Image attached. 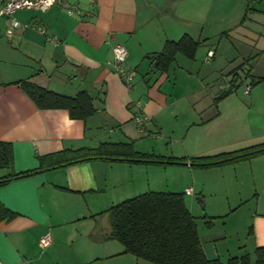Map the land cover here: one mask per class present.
Returning a JSON list of instances; mask_svg holds the SVG:
<instances>
[{"label": "crops", "instance_id": "0c3cea01", "mask_svg": "<svg viewBox=\"0 0 264 264\" xmlns=\"http://www.w3.org/2000/svg\"><path fill=\"white\" fill-rule=\"evenodd\" d=\"M172 1L155 8L145 0H62L47 10L20 9L16 17L27 26L11 36L9 18L0 16V140L12 143L15 172L38 168L40 156L103 142H133L140 152L187 159L186 164L95 159L1 185L0 202L15 216L0 220V264H154L126 253L122 243L110 237L108 210L149 191L185 192L190 210L199 191L207 208L206 185L197 190L191 180L199 171L219 168L233 169L226 170L231 180L242 163H250L246 165L252 167L255 188H260L245 241L221 246L228 232L243 231L244 219L237 216L243 199L224 214L200 215L205 239L198 218L196 222L209 259L226 264L230 257L249 255L256 264V250L264 247V155L234 165L191 166L193 157L211 156L207 150L215 148L218 137L235 128L230 117L239 107L229 99L240 76L233 72L236 68L231 75L220 69L224 78L231 76L230 84L209 93L214 102L206 105L200 96L207 88L193 61L203 44L207 50L202 61L210 64L223 37L259 23L264 0ZM171 3L173 13L168 12ZM258 32L264 37V28ZM184 35L199 42L194 57L178 53L168 70L158 69L153 56L167 41ZM118 44L128 51L123 66L134 74L132 86L116 68ZM22 80L67 95L86 89L97 110L86 119H72L66 109H40L18 83ZM248 86L247 94L257 89ZM137 116L143 118L141 123ZM257 127L264 130V125ZM168 139L176 150L164 142ZM11 171L0 168V178ZM235 179L238 182L239 175ZM46 234L51 242L41 247Z\"/></svg>", "mask_w": 264, "mask_h": 264}, {"label": "trees", "instance_id": "16d2710c", "mask_svg": "<svg viewBox=\"0 0 264 264\" xmlns=\"http://www.w3.org/2000/svg\"><path fill=\"white\" fill-rule=\"evenodd\" d=\"M199 42L189 35L179 40H169L154 62L162 71L168 70L178 53L194 57ZM264 82V75L251 80V85ZM24 92L40 109H66L72 119H86L97 108L92 94L84 89L67 95L22 80L18 82ZM232 87H235L234 80ZM229 90L228 92H230ZM264 155V142L235 151L191 159L193 168L238 164ZM36 169L15 172L11 142L0 140V168L10 167L11 173L0 178V186L16 178L43 172L49 168L70 166L95 159L121 160L143 163L186 164V158L164 157L136 150L133 142H103L98 147L64 149L40 156ZM110 237L120 241L126 253L154 264H225L220 259H209L204 251L196 217L190 211L185 192L149 191L122 201L108 210ZM15 213L0 202V220L10 219ZM256 264H264V247L256 250ZM226 264H251L249 255L230 257Z\"/></svg>", "mask_w": 264, "mask_h": 264}, {"label": "rangeland", "instance_id": "374dc122", "mask_svg": "<svg viewBox=\"0 0 264 264\" xmlns=\"http://www.w3.org/2000/svg\"><path fill=\"white\" fill-rule=\"evenodd\" d=\"M259 8L263 11V15L257 17L259 23L255 21L251 28L242 27L230 32L227 37H223L215 60L210 64H205L202 61L207 50V46L202 44L197 54V60L193 61L195 67L200 71V80L207 88L203 96H200L202 99L205 98L202 103L206 105L214 102L209 93H219L223 84L226 87L229 86L231 76H228L227 79L224 78L223 73L225 71L228 72L227 75H231L229 71L236 68L233 72H238L240 76L239 80H235L239 83V86L229 99L233 106L239 107H234L235 111H232L233 114L230 117V121L235 128L227 135L218 137L217 143L214 145L215 148L207 150L210 155L235 151L264 142V130L261 131L260 127H257L260 124L264 125V82L253 85L252 87L257 89L253 90L252 94L245 93L252 79L264 75V52L262 51L264 49V37L258 32H261L264 28V2L260 4ZM248 58L250 59L247 61ZM222 68H225L223 73L220 70ZM249 73L251 75H248ZM235 129L241 130V134L236 133ZM164 142L170 149L175 147L176 150V143L173 140L168 139ZM246 164L250 163H242L237 174H235L239 175L238 182L234 174H232L231 180L229 179L231 173L226 170L233 169L222 168L211 169V171L206 172L199 171L200 173H197L195 181L191 180V185H196L197 190H200L202 184L206 185L207 208L201 202L202 197L197 191L194 196L195 207L190 210L198 218V224L204 239L205 228L202 222L203 218L200 215L203 216L208 213L224 214L238 205L241 199L244 201V206L238 211L237 216L241 215V218L244 219L242 222L243 231L239 235H232L228 232L229 237L226 242L221 243V246H236L247 238L248 224L252 223V216L258 209V199L260 202V188H255L252 167ZM238 191L243 193L239 194ZM189 198L186 196L188 203ZM210 216L211 214L205 219H211ZM216 220L217 226H221L222 219L217 218Z\"/></svg>", "mask_w": 264, "mask_h": 264}, {"label": "built area", "instance_id": "2783aa9c", "mask_svg": "<svg viewBox=\"0 0 264 264\" xmlns=\"http://www.w3.org/2000/svg\"><path fill=\"white\" fill-rule=\"evenodd\" d=\"M62 0H0V16H6L10 20V28L8 34L11 36L16 28H24L27 24H22L16 17V12L20 9H34V10H47L54 4L61 2ZM68 12L71 14L74 12L73 9H69ZM81 12V11H80ZM213 55V52H210ZM128 56V51L125 46L118 44L114 47V60L117 70L124 74L127 83L132 86L134 74L129 73L125 70L123 64ZM250 87L248 86L246 92H249ZM142 117L137 116L136 121L141 123ZM191 192V189H188ZM51 242L49 234H46L40 239V246L47 247Z\"/></svg>", "mask_w": 264, "mask_h": 264}, {"label": "water", "instance_id": "95a60500", "mask_svg": "<svg viewBox=\"0 0 264 264\" xmlns=\"http://www.w3.org/2000/svg\"><path fill=\"white\" fill-rule=\"evenodd\" d=\"M147 4L154 6L155 8H159L166 4L167 0H145ZM172 1V0H171ZM173 2V1H172ZM171 10L169 9L168 12L173 13L175 10V3H171Z\"/></svg>", "mask_w": 264, "mask_h": 264}]
</instances>
